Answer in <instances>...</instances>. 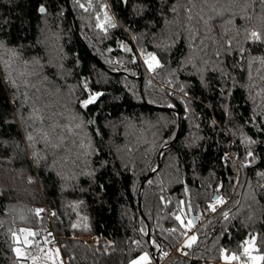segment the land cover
<instances>
[{
	"label": "trees",
	"instance_id": "trees-1",
	"mask_svg": "<svg viewBox=\"0 0 264 264\" xmlns=\"http://www.w3.org/2000/svg\"><path fill=\"white\" fill-rule=\"evenodd\" d=\"M24 229L64 264H264V0H0V264Z\"/></svg>",
	"mask_w": 264,
	"mask_h": 264
},
{
	"label": "rangeland",
	"instance_id": "rangeland-1",
	"mask_svg": "<svg viewBox=\"0 0 264 264\" xmlns=\"http://www.w3.org/2000/svg\"><path fill=\"white\" fill-rule=\"evenodd\" d=\"M150 60L149 55L146 56L145 61ZM146 65L148 66V63L146 62ZM149 68V66H148ZM225 200L222 202H216L214 203V210L218 208ZM181 221L185 223L187 219L180 217ZM187 223V222H186ZM189 227V224H188ZM20 235V234H19ZM15 235V244L14 248H20L23 255L17 256L20 264H64L63 258L60 254V251L58 247L53 246V244L49 243V239H46L43 245H38L37 249L33 251H28L26 249L27 244H35L38 242L37 239H31L30 236L32 235L30 230L24 229L22 231V235ZM190 237L184 238L178 246V249L185 248L188 244ZM144 253H147L148 260L147 261H140V264H154L155 260L153 257L152 247L149 248L148 251H143L141 254H139L137 257L132 259L129 264H132L133 261H137L138 258H140ZM233 257V256H230ZM256 257V256H255ZM235 259L229 258L228 261L224 263H233ZM259 260V259H258ZM258 260L255 261V263L258 262Z\"/></svg>",
	"mask_w": 264,
	"mask_h": 264
},
{
	"label": "snow or ice",
	"instance_id": "snow-or-ice-1",
	"mask_svg": "<svg viewBox=\"0 0 264 264\" xmlns=\"http://www.w3.org/2000/svg\"><path fill=\"white\" fill-rule=\"evenodd\" d=\"M39 11L40 12H44L45 11L43 5L40 6ZM98 20H99V17H98ZM105 23H107L108 26H110V27L111 26H114V24L112 23V18L107 14V12H105V14H104V20L103 21H100L97 24V27H101L102 28V27H104V24ZM252 38L257 39V40L260 39L259 35L257 33H255V32L252 33ZM149 57H150V60H146V62L148 63L149 69H152L155 66H158L159 65V60H157V58H156V56L154 54H151L150 53L149 54ZM100 95H101V93H99V92H97V93H95L93 95H90L89 98H88V100L83 101L82 103L88 104L91 101L95 100L96 97H98ZM28 139L31 140V136H29ZM248 155L249 156H252V153L249 152ZM217 200H219V198H217ZM179 219H180V217L177 216V220H179ZM15 235L16 234L13 233V236H15ZM191 239L194 240L195 237H192ZM188 243H190V241H188ZM13 251L17 254V256L23 255V253H22V251H21L20 248H14ZM246 251H247V249H246ZM230 258L231 259H235L236 257L233 256V257H230ZM225 259H229V257H225ZM252 259H253V262L255 264V261L258 260L259 258L258 257H253ZM147 260H148L147 253H144L140 258H138L137 261H133L132 264H140V261H147Z\"/></svg>",
	"mask_w": 264,
	"mask_h": 264
},
{
	"label": "built area",
	"instance_id": "built-area-1",
	"mask_svg": "<svg viewBox=\"0 0 264 264\" xmlns=\"http://www.w3.org/2000/svg\"><path fill=\"white\" fill-rule=\"evenodd\" d=\"M225 158H226V160L231 159L232 154L230 152H228L226 154ZM36 215L38 217H47L48 219H50L51 215H52V211L46 205H42L36 209ZM50 237H51L53 246L59 248V236L54 231H52ZM69 238L80 241L84 244H94L97 241L96 235H94L92 233H88V232L72 233L69 235ZM153 257L155 260L154 264H161V262L158 261V259L156 258V256L154 254H153Z\"/></svg>",
	"mask_w": 264,
	"mask_h": 264
},
{
	"label": "water",
	"instance_id": "water-1",
	"mask_svg": "<svg viewBox=\"0 0 264 264\" xmlns=\"http://www.w3.org/2000/svg\"><path fill=\"white\" fill-rule=\"evenodd\" d=\"M217 197V195L215 194L214 196H213V198L215 199ZM192 217H193V215H191ZM193 222H195V220L193 219Z\"/></svg>",
	"mask_w": 264,
	"mask_h": 264
}]
</instances>
